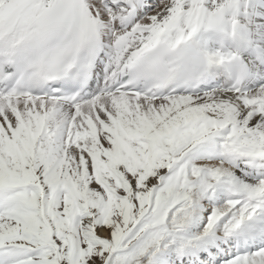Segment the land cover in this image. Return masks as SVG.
Here are the masks:
<instances>
[{"label":"snow or ice","instance_id":"snow-or-ice-1","mask_svg":"<svg viewBox=\"0 0 264 264\" xmlns=\"http://www.w3.org/2000/svg\"><path fill=\"white\" fill-rule=\"evenodd\" d=\"M0 264H264V0H0Z\"/></svg>","mask_w":264,"mask_h":264}]
</instances>
